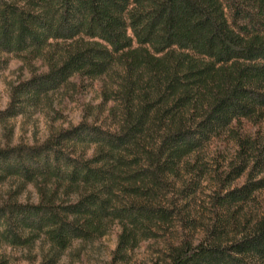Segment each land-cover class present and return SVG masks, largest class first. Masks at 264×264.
Returning <instances> with one entry per match:
<instances>
[{"label":"trees","instance_id":"obj_1","mask_svg":"<svg viewBox=\"0 0 264 264\" xmlns=\"http://www.w3.org/2000/svg\"><path fill=\"white\" fill-rule=\"evenodd\" d=\"M226 1L0 0V71L8 56L47 69L13 89L0 122L82 78L104 81L117 129L83 122L41 145L0 148V185L15 178L39 195L0 200V248L43 243L40 264H59L74 242L118 228L113 264L127 262L142 242L185 223L170 198L174 180L217 139L236 147L233 179L250 177L218 205L228 211L264 189V0ZM228 214L209 243L175 230L163 264H264V216L223 244Z\"/></svg>","mask_w":264,"mask_h":264},{"label":"rangeland","instance_id":"obj_2","mask_svg":"<svg viewBox=\"0 0 264 264\" xmlns=\"http://www.w3.org/2000/svg\"><path fill=\"white\" fill-rule=\"evenodd\" d=\"M226 1V0H225ZM227 4H234L226 1ZM233 9L228 8L232 16ZM132 34V32L130 31ZM7 66L0 71V111L12 103L13 89L27 81L34 74L47 71L41 61H36L30 69L22 60L8 56ZM76 85L48 95L39 107H29L26 114L0 122V148L36 146L44 144L57 132L86 122L116 132L109 109L113 102L103 104L101 87L103 80L89 81L75 78ZM94 150H89V156ZM234 143L224 139L213 140L187 159L186 167L175 178L170 198L177 201L178 207L186 214L183 225L167 227L166 235L147 240L130 254L127 262L117 264H163L168 250V242L187 238L193 245L212 242V230L218 218L227 216L230 222L224 228L220 242L229 244L239 239L242 233L252 229L254 223L264 216V189L254 192L249 201L231 206L228 211L218 205V199L229 191L241 188L248 180V174L233 179L229 164L234 158ZM14 197L19 202L37 203L39 195L34 185H24L10 178L0 185V200ZM230 214H232L230 216ZM177 227V228H176ZM118 228L106 237L94 242L76 241L62 254L59 264H113L114 252L118 244ZM48 246L37 243L31 249L1 247L9 264H40Z\"/></svg>","mask_w":264,"mask_h":264}]
</instances>
